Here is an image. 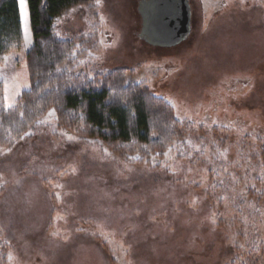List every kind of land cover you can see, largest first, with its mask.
I'll return each instance as SVG.
<instances>
[{
	"label": "rangeland",
	"instance_id": "obj_1",
	"mask_svg": "<svg viewBox=\"0 0 264 264\" xmlns=\"http://www.w3.org/2000/svg\"><path fill=\"white\" fill-rule=\"evenodd\" d=\"M147 1L59 18L77 40L63 69H124L191 130L163 154L122 158L50 110L0 149V264H264V0H188L190 36L162 47L139 37ZM23 11L29 44L0 63L6 109L30 89L27 0Z\"/></svg>",
	"mask_w": 264,
	"mask_h": 264
},
{
	"label": "trees",
	"instance_id": "obj_2",
	"mask_svg": "<svg viewBox=\"0 0 264 264\" xmlns=\"http://www.w3.org/2000/svg\"><path fill=\"white\" fill-rule=\"evenodd\" d=\"M27 2L34 42L26 57L30 89L6 109L0 81V149H15L50 110L56 111L60 127L81 129L122 158L163 154L179 135L191 130L189 123L174 116L165 99L146 84L133 83L124 69L99 72L94 78L63 69L70 65L72 43L77 40L60 35L58 19L79 7L94 14L97 0ZM23 37L18 0H0V63L23 44ZM95 41L93 37L87 45Z\"/></svg>",
	"mask_w": 264,
	"mask_h": 264
},
{
	"label": "flooded vegetation",
	"instance_id": "obj_3",
	"mask_svg": "<svg viewBox=\"0 0 264 264\" xmlns=\"http://www.w3.org/2000/svg\"><path fill=\"white\" fill-rule=\"evenodd\" d=\"M178 0H150L148 5L139 4V14L142 19V30L139 37L144 42L152 47L167 46L160 44L161 40L165 39L167 35L172 31L173 19H166L175 13L174 8L178 5ZM148 6V11L145 12L144 7Z\"/></svg>",
	"mask_w": 264,
	"mask_h": 264
},
{
	"label": "water",
	"instance_id": "obj_4",
	"mask_svg": "<svg viewBox=\"0 0 264 264\" xmlns=\"http://www.w3.org/2000/svg\"><path fill=\"white\" fill-rule=\"evenodd\" d=\"M178 5L173 9L174 14L169 16L166 21L173 19L172 31L167 37L161 40V45L173 46L185 41L191 32V12L188 5V0H178Z\"/></svg>",
	"mask_w": 264,
	"mask_h": 264
},
{
	"label": "snow or ice",
	"instance_id": "obj_5",
	"mask_svg": "<svg viewBox=\"0 0 264 264\" xmlns=\"http://www.w3.org/2000/svg\"><path fill=\"white\" fill-rule=\"evenodd\" d=\"M99 2H100V0H97V3H99ZM18 4H19V7L21 9V18L23 19V17H24V11L23 10L26 6V0H18ZM24 40H25V45L28 46L29 41H28V30H27V28H25V30H24ZM7 93H8V86L6 84L5 85V97H4L5 101H7L9 99ZM12 106L13 105H11V104H6V107H12ZM49 115H52V113L50 112ZM26 135H31V133H27ZM21 139H23V137H21Z\"/></svg>",
	"mask_w": 264,
	"mask_h": 264
}]
</instances>
